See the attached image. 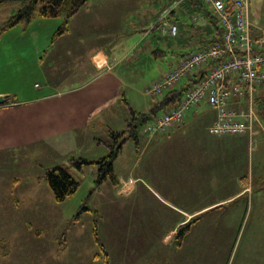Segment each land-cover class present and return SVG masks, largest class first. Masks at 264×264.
I'll use <instances>...</instances> for the list:
<instances>
[{"label": "rangeland", "instance_id": "rangeland-1", "mask_svg": "<svg viewBox=\"0 0 264 264\" xmlns=\"http://www.w3.org/2000/svg\"><path fill=\"white\" fill-rule=\"evenodd\" d=\"M91 3L92 0L79 12L90 4L92 11L81 14L95 21L91 17L100 16L102 9L96 11ZM14 6L0 10L2 14H11ZM251 6L253 21L264 30V0H251ZM72 18L67 19L64 14L54 19L35 18L30 24L17 25L16 31L1 36L0 86L13 80L18 86L22 82V89L27 91L42 94L46 90L54 96L41 103L42 112H58L57 98L62 100L61 96L65 95L67 99L68 91L76 89L77 92L70 95V105L79 101L78 109L85 114L86 121L83 126L82 118L78 119L79 126L74 124V133L65 130L62 147L29 148L24 155L19 153V159L7 170L0 165V176L19 173L23 178L18 190L0 196L1 235H8L11 240L8 257L2 264H106L105 254L115 264H264V147L256 137H247L250 148L243 150L235 169H231L232 165H222V161L220 168L212 160L198 163L194 170L196 174L206 172L211 177L218 169L224 171V167L225 173L239 168L240 174L247 176L249 182L254 172V183H241V188L249 187L245 194L198 213L182 246L181 243L178 245V236L172 243L165 242L171 231L168 223L176 214L175 208L193 211L227 199L236 194L238 183L231 181L225 188L218 189V182L202 178L197 185L196 180H190L183 143L179 149L162 150L164 154L156 158L157 161L150 159L149 152L143 156L146 146L154 138L147 132V125L154 118L146 123L138 121L137 140H127L114 161L119 180H133L135 188L131 193L121 192L124 182L118 187L110 181L98 185L99 167L94 164L85 166L82 171L70 166L72 159L97 161L109 154V148L103 142L113 143L110 130L124 132L133 117L131 107L126 108L125 96L139 111H145L147 106L163 97H152L147 91L155 79H152L154 66L164 64L168 67L166 59L154 60L151 53L155 49H166L164 43L176 39L171 36L160 38L163 41L157 42L158 47L151 48L154 41L153 45L149 39L141 43V38L132 36L85 38L73 28ZM64 27L67 31L58 34ZM95 47H105L113 55L118 63L113 75L121 78L119 83H114L113 78L114 85H110L112 75L105 74L101 81L84 86L94 77L86 59ZM147 53L143 59L141 55ZM121 87L122 94L114 98L111 91ZM261 96L263 101L259 102ZM254 97L255 112L262 124L264 88L256 89ZM117 98L119 103L115 102ZM210 109L212 107L204 102L198 111ZM161 113L159 111L155 117ZM92 121V124L96 122L94 128L90 125ZM167 136L156 135L153 140H168ZM240 136L243 135L219 136L204 130L197 134L190 130L175 140H190L189 143L196 139L242 141ZM22 162L26 163L24 167H15ZM59 165L79 183L76 193L63 203H56L44 177L38 182L47 169ZM154 189L173 205L156 195ZM1 192H9L6 185L2 186ZM16 198L18 206L15 205ZM146 222L159 225L148 227ZM140 223H145L144 227ZM184 229L177 231L180 233ZM95 234L100 244L96 242ZM4 244L2 240V254L7 252V248L2 250Z\"/></svg>", "mask_w": 264, "mask_h": 264}, {"label": "crops", "instance_id": "crops-1", "mask_svg": "<svg viewBox=\"0 0 264 264\" xmlns=\"http://www.w3.org/2000/svg\"><path fill=\"white\" fill-rule=\"evenodd\" d=\"M93 4L95 5L96 11L98 8L102 9L100 16L102 14L103 16L91 17V19H96L95 21H92L89 17L82 15L81 13L83 12L86 13L88 11L90 13V11H92L89 7L90 4L85 8V10L77 13L72 18V24L73 28L79 32L78 35L85 38L96 36H132L135 38H141V43L146 41V39H149L152 45L153 41L155 42V45L151 48L155 46L158 47L157 42L163 41L160 38H168L169 35L163 33V27L158 23V21L160 20L163 12L170 10L167 19L170 23L178 26V33L177 36H175L176 39H174V41H167L164 43L166 45V49H155L154 51L151 49V57L154 60L166 59V64L168 65V67L164 64L154 66L152 79H155L153 82L162 78L170 69L177 65L184 56L210 47L215 42L219 41L223 35L220 23L216 19L217 16L213 12L211 5L205 3L204 0H92L91 5ZM10 5H15L14 8L16 7L15 9L17 10L15 11V9H13L11 14H2L0 10V42L3 40L5 35H8L7 33H10L9 31H16L14 30V27L8 29L4 28L8 24L9 20L22 8V4L10 1L9 3L0 5V8H5ZM103 7L106 8L105 11ZM252 16V6L250 0L249 18L252 34L254 37H259L264 34V30L253 21ZM155 52H157V54H155ZM148 54L149 53L142 54L141 56L144 59V57ZM140 58L141 57L138 56V59ZM86 60L94 71V77L92 80L85 83L84 86H89L90 84L101 81L103 78L102 75L105 74L112 75V80L110 79L109 81L110 85H114V83H119L121 81L119 76L113 75L118 63L107 48L95 47L91 49L88 52ZM204 71L205 68H200L196 71L194 76L190 78L199 81L204 77ZM13 78L15 79L16 77ZM113 78L115 79L114 83ZM190 78H188L187 81ZM0 82H2V80H0ZM10 82H8L7 85H3L4 87L0 86V96L6 97L5 101L0 104V165L6 168L5 170H7L10 166H13L17 159H19L18 154L21 153V155H24L26 149L36 148L41 150L43 147H62L64 143L65 130L68 129L69 132L74 133V126H79L78 119L82 118L83 126L86 125L85 114L80 112L78 109L79 101L72 106L70 105V95L76 93V89L68 91L69 94L67 99H65V95L61 96L62 100L59 97L57 98V106L59 108L58 112H42L43 105L41 103L47 101L54 95L47 94L46 90L43 91V89L42 94L40 92L27 91L26 89H22L24 88V84L22 82H20V86H18L17 81L10 80ZM122 87L114 92L111 91L114 98L122 94ZM30 88H32V86H30ZM125 93L126 92L123 91V94ZM93 95L96 96L95 94ZM125 97L124 101L127 105L126 108L130 106L132 111L140 113L150 112L151 109L161 101V99H159L158 101L152 103V105L147 106L145 111H139L133 107V102L130 104L127 100V96ZM261 97L263 98V96ZM115 102L119 103V99L117 98ZM117 107L121 108L120 104H118ZM170 109L172 108L166 110ZM164 111L162 110L161 112ZM217 116L218 112L213 108L205 112H199L197 108L196 110L186 114L181 123L176 124L173 129H171L167 134H164L166 136L169 135L167 136L168 140L155 141L153 140L156 137L155 135L152 141L150 140L151 143L146 146V151L143 156L149 152L152 156L150 159H155V161H157L156 158H159L163 156L162 154H164L161 153L162 150L179 149V147L184 144L186 170H188L189 173L188 177L190 180H196L197 185L200 184L202 178H205L206 181L210 180L215 183L218 182V189L225 188L231 181H236L238 183L236 194L230 195L227 199L213 202L201 209L185 211L175 206L176 208L174 212H176V214L168 223L171 231L165 237L166 244L170 242L172 243V240L176 239V236H178L177 230L188 226L192 229L193 221L197 218L195 216H197L198 213L208 209L209 207H215L222 202L231 200L236 196L245 194L249 187L241 188V183L243 185H246L247 183H254V172L252 173V180L249 182L247 176H242L240 174L239 168L236 169L235 172L225 173L224 171L226 168L223 166L224 171L220 172L218 169V172L211 175V177L206 172H202V175L196 174L194 170L198 167V163H203L205 160L207 162L212 160L218 168H220L221 161L223 162L222 165H232L231 169L237 168V162L239 160L241 161L243 150L247 149L248 151L250 148V143L246 141L247 137H256L260 145L264 147V122L262 121L261 124L259 116L260 123L255 124L252 135L248 132L242 134L243 136H240L243 137L241 138L243 139L242 141H207L206 139H196V142L189 143L190 140H185L187 142L175 140L179 136L187 135L190 130L196 131L197 134H201L202 130L209 131V128L213 125ZM93 122L94 121H92L90 125ZM95 123L92 124L91 127L93 126L94 128ZM199 136L202 137V135ZM11 153L14 155L13 161ZM214 160L217 162H214ZM25 164L26 163L22 162L21 164H16L15 167L21 168L24 167ZM50 169H47V171ZM10 175L11 174L4 175L5 177L0 176V196H8V194H12L15 190H18V188L22 186L21 179L23 178L19 173H13L11 176ZM43 177H45V175L39 177L38 182L42 181ZM197 178H199V180H197ZM122 182H124V186L122 185ZM191 183L193 184V181ZM3 185H6L9 190L8 193L1 192ZM120 185L123 186L120 188L121 192L125 191L131 193V191L135 188V184L132 179L122 180L120 178ZM153 191L156 195L162 197L160 191L155 189ZM150 193L152 194V192ZM162 199L166 201L163 197ZM166 202L172 204L168 201ZM15 205L18 206L17 198L15 199ZM140 224L144 227L145 223ZM146 224L148 227H157L159 225L150 222H146ZM188 234L189 232L185 234L184 238H182L183 241L181 242V246L183 242L186 241ZM2 240L5 242L2 250L4 251L7 248V252L5 253L4 251L3 254L0 252V264H2V261H5V258L8 257V247L11 245V240L8 235L2 236L0 230V242H2ZM109 260L110 264H115L110 258Z\"/></svg>", "mask_w": 264, "mask_h": 264}, {"label": "built area", "instance_id": "built-area-1", "mask_svg": "<svg viewBox=\"0 0 264 264\" xmlns=\"http://www.w3.org/2000/svg\"><path fill=\"white\" fill-rule=\"evenodd\" d=\"M204 1L218 18L222 38L208 48L184 56L148 88L152 97L164 96L198 69L205 68L204 77L184 94L177 107L151 118L154 119L147 125V132L152 136L167 134L204 102L218 112L209 128L213 135L252 134L255 124L260 123L254 94L256 89L264 88V34H252L250 0ZM169 11L162 13L158 23L164 34L175 37L178 26L168 21Z\"/></svg>", "mask_w": 264, "mask_h": 264}, {"label": "trees", "instance_id": "trees-1", "mask_svg": "<svg viewBox=\"0 0 264 264\" xmlns=\"http://www.w3.org/2000/svg\"><path fill=\"white\" fill-rule=\"evenodd\" d=\"M10 1L22 4V8L9 20L4 29L13 28L20 24H30L35 18L54 19L64 14L67 19H70L90 0H0V5H4ZM216 19L218 21V18ZM66 31L67 28L64 27L58 34L65 33ZM155 54H157V52H155ZM197 82L198 81L191 78L188 81H184L177 89L167 92L150 112L137 113L132 111L131 114L133 117L128 122L127 129L124 132L120 133L110 130L109 137L113 140V143L108 145V143L103 142L110 151L105 157L97 161H89L86 158L72 159L70 161V166L75 168V170L82 171L85 166L94 164L99 167L98 185H102L105 181H110L113 185L117 187L120 186V180L114 168V161L119 156L127 140H137L136 130L138 121L146 123L159 111L177 107L181 103L184 94ZM262 99L263 98L260 97L259 102L263 101ZM44 179L56 203L65 202L66 199L75 194L79 188L78 181L62 166H57L48 170ZM189 230L190 226L178 233V238L180 239L178 245H180L181 239ZM95 236L96 242L100 244L99 238L96 234ZM104 259L105 263L108 264L109 260L106 254L104 255Z\"/></svg>", "mask_w": 264, "mask_h": 264}, {"label": "water", "instance_id": "water-1", "mask_svg": "<svg viewBox=\"0 0 264 264\" xmlns=\"http://www.w3.org/2000/svg\"><path fill=\"white\" fill-rule=\"evenodd\" d=\"M6 97L5 96H0V104H2L5 101Z\"/></svg>", "mask_w": 264, "mask_h": 264}]
</instances>
